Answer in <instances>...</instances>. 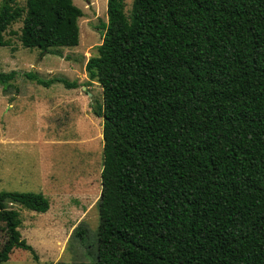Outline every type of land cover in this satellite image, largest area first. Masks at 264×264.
Segmentation results:
<instances>
[{
	"label": "trees",
	"instance_id": "16d2710c",
	"mask_svg": "<svg viewBox=\"0 0 264 264\" xmlns=\"http://www.w3.org/2000/svg\"><path fill=\"white\" fill-rule=\"evenodd\" d=\"M106 15L84 66L102 95L96 259L52 264H264V0H132L129 13L106 0ZM81 16L73 0H2L0 47L21 20L22 46L58 54ZM13 204L49 209L40 192L0 190V264L14 247L37 260Z\"/></svg>",
	"mask_w": 264,
	"mask_h": 264
},
{
	"label": "rangeland",
	"instance_id": "374dc122",
	"mask_svg": "<svg viewBox=\"0 0 264 264\" xmlns=\"http://www.w3.org/2000/svg\"><path fill=\"white\" fill-rule=\"evenodd\" d=\"M16 2L23 6L25 0ZM131 2L125 0L126 13ZM73 3L82 10L79 42L56 48L58 54L22 46L21 20L4 32L8 45L0 47V72L16 75L6 88L0 84V190L40 192L48 198L49 209L39 213L12 205L20 214L21 237L34 248L37 260L14 247L3 264L96 259L102 119L92 106L101 103L102 95L100 84L88 81L84 66L102 41L106 0ZM27 72L43 79L62 76L77 81V87H43L25 77ZM80 229L85 231L82 238ZM4 239L0 230V247Z\"/></svg>",
	"mask_w": 264,
	"mask_h": 264
},
{
	"label": "crops",
	"instance_id": "0c3cea01",
	"mask_svg": "<svg viewBox=\"0 0 264 264\" xmlns=\"http://www.w3.org/2000/svg\"><path fill=\"white\" fill-rule=\"evenodd\" d=\"M49 101H46V103H48Z\"/></svg>",
	"mask_w": 264,
	"mask_h": 264
},
{
	"label": "water",
	"instance_id": "95a60500",
	"mask_svg": "<svg viewBox=\"0 0 264 264\" xmlns=\"http://www.w3.org/2000/svg\"><path fill=\"white\" fill-rule=\"evenodd\" d=\"M82 69H83V67H82Z\"/></svg>",
	"mask_w": 264,
	"mask_h": 264
}]
</instances>
